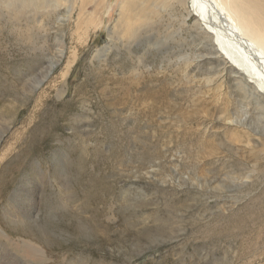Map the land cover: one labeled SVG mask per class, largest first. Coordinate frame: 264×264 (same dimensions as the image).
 I'll use <instances>...</instances> for the list:
<instances>
[{"label":"rangeland","instance_id":"rangeland-1","mask_svg":"<svg viewBox=\"0 0 264 264\" xmlns=\"http://www.w3.org/2000/svg\"><path fill=\"white\" fill-rule=\"evenodd\" d=\"M184 5L0 0V264H264V101Z\"/></svg>","mask_w":264,"mask_h":264},{"label":"bare ground","instance_id":"bare-ground-1","mask_svg":"<svg viewBox=\"0 0 264 264\" xmlns=\"http://www.w3.org/2000/svg\"><path fill=\"white\" fill-rule=\"evenodd\" d=\"M177 1L181 3V6L185 3L184 0ZM168 2L172 3V1ZM185 5H187L185 17L187 15L195 17L196 29L201 31L199 34L202 38L210 39L209 44L214 54L221 58L225 66L227 65L229 72L237 75L235 81H238L239 86L237 85L236 88L242 92L243 98H253L254 107L262 105L261 101H264V0H188V4ZM182 22L185 23L184 20ZM222 70L224 71L225 67Z\"/></svg>","mask_w":264,"mask_h":264}]
</instances>
